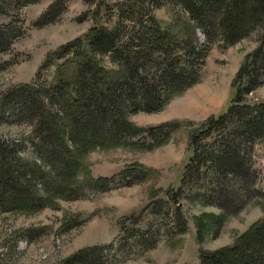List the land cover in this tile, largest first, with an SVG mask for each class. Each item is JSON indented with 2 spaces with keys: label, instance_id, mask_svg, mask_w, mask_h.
Segmentation results:
<instances>
[{
  "label": "trees",
  "instance_id": "trees-1",
  "mask_svg": "<svg viewBox=\"0 0 264 264\" xmlns=\"http://www.w3.org/2000/svg\"><path fill=\"white\" fill-rule=\"evenodd\" d=\"M39 1L0 0V14L8 15L10 9L19 11ZM160 2L185 14L201 31L204 43L196 44L193 33L182 38L172 35L151 11L142 6V2L132 0L116 9L113 26L94 28L84 39L62 46L37 73L39 77L53 64L52 59L61 60L85 49L82 61H77L72 80L59 77L53 85L45 87L34 82L9 90L4 95L0 101V113L10 103L18 104V109H13L14 113L19 111L15 117L19 123L32 126V139H36L35 143L28 136L25 141L33 150L35 148L42 164L49 160L59 162L61 166L52 168L55 188L49 190L48 198H39L35 195L38 190L33 186L36 180L30 176V165L13 156L15 146L24 148L27 142L20 141L17 145L15 141H0V213L18 209L34 213L53 206L57 197L52 196L65 194L76 177V159L94 149L124 145L134 139L146 147L142 139L145 141L147 135L157 133L160 127L139 130L127 122V117L136 113L159 112L172 97L196 85L207 53L215 44L227 48L256 31L261 33L260 40L264 43V0ZM64 4L65 0H55L32 26L41 28L55 23L54 15L59 14V9H64ZM13 25V21L0 25V53L8 51L12 43L24 34L22 29ZM261 46L262 43L239 70L237 91L225 113L208 119L192 136V154L184 166L180 187L169 199L172 212H162L159 207L151 213L158 219L155 223H170L167 237L186 230L179 203L186 187L200 184L197 196L213 201L226 196L224 183H228V177L237 179L242 188H250L254 183L249 151H252L255 141L264 138V102L249 105L245 96L264 86ZM166 126L170 132L173 130L171 124ZM55 152L62 158L57 157L53 161ZM44 164L48 167L50 163ZM131 169L137 170L136 167ZM36 171L43 174L38 169ZM132 172L125 177L131 178V184L147 177L142 170L136 174ZM115 177L96 180L95 186L100 185L101 190L103 187L109 189L108 185ZM22 187L30 188L34 195L30 192L24 200L16 199L13 195ZM224 200L221 208L227 210V215L237 212L243 204V201L237 205L226 201V198ZM159 202H154L153 206L157 208ZM224 219L221 217L219 221ZM132 223L134 226L128 227L130 229L122 226L121 235L126 239H129L127 236L136 239L138 246L146 243V251L153 249L161 235L157 237V232L152 234L151 224L140 230L137 229L139 223L135 220ZM121 237L108 245L82 249L64 264H120L136 257L121 249L116 252L117 246L121 248L118 245ZM199 261L200 264H264V220L257 222L233 245L216 252H200Z\"/></svg>",
  "mask_w": 264,
  "mask_h": 264
},
{
  "label": "rangeland",
  "instance_id": "rangeland-1",
  "mask_svg": "<svg viewBox=\"0 0 264 264\" xmlns=\"http://www.w3.org/2000/svg\"><path fill=\"white\" fill-rule=\"evenodd\" d=\"M54 1L40 0L19 11L10 9L8 15L0 14V25L13 21L14 27L24 31L8 51L0 53V101L9 90L25 84L35 82L45 87L53 85L59 77L73 78L77 61H82L85 49L61 60L52 59L53 64L39 77L37 73L62 46L84 39L94 28L113 26L116 9L132 0H65L64 9L54 15L55 23L34 28L33 23ZM160 1L138 0L172 35L182 38L193 33L196 44L204 43L201 31L185 14ZM260 36L256 31L227 48L215 44L207 53L196 85L172 97L159 112L129 115L127 122L139 130L160 127L157 133L147 135L145 141L140 138L146 147L134 139L127 145L94 149L76 159V177L65 194L52 196L57 197L53 206L34 213L24 209L0 213V264H64L78 251L108 245L120 236L118 245L121 248L117 246L116 252L121 249L136 256L120 264H200V252H216L229 247L257 222L263 221L264 138L255 141L249 151L254 174L250 188H242L237 179L228 177V183H224L226 196L213 201L197 196L200 184L185 188L179 197L185 232L167 237L170 223L159 225L155 223L158 219L151 214L159 207L162 212H172L169 199L180 187L184 166L192 154L191 138L208 119L225 113L237 91L239 70L261 43L264 60V43ZM245 100L249 105L263 103L264 86L245 96ZM13 109H18V104L10 103L0 113V141H15L19 145L20 141L28 140V136L34 137L32 126L19 123L15 117L19 111L14 113ZM168 124L173 126L171 132ZM32 140L36 143V139ZM25 144L24 148L15 146L13 156L30 165V176L36 180L33 186L38 190L35 195L48 198L49 190L55 188L52 168L61 164L44 160L51 164L45 167L36 156L35 148L33 150L28 141ZM52 155L53 161L60 157L57 152ZM141 170L147 173L145 179L131 184V178H125L130 171L136 174ZM113 177L109 189L95 186L96 180ZM30 192L34 195L33 190L22 187L13 196L24 200ZM224 198L237 205L243 201V204L237 212L227 215V210L221 208ZM156 201H160L157 208L153 206ZM221 217H225L222 222L219 221ZM134 220L140 224L137 229L144 230L143 227L151 224L152 234L161 235L153 249L146 251V243L138 246L136 239L121 235L122 226H134Z\"/></svg>",
  "mask_w": 264,
  "mask_h": 264
}]
</instances>
